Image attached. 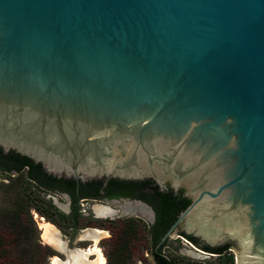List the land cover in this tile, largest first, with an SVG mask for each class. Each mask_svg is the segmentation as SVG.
Instances as JSON below:
<instances>
[{"label":"water","instance_id":"1","mask_svg":"<svg viewBox=\"0 0 264 264\" xmlns=\"http://www.w3.org/2000/svg\"><path fill=\"white\" fill-rule=\"evenodd\" d=\"M0 148L182 189L158 247L264 264V0H0Z\"/></svg>","mask_w":264,"mask_h":264},{"label":"trees","instance_id":"2","mask_svg":"<svg viewBox=\"0 0 264 264\" xmlns=\"http://www.w3.org/2000/svg\"><path fill=\"white\" fill-rule=\"evenodd\" d=\"M0 171L8 172L9 175L16 172L20 178H24L30 184H34V192L24 191L8 205L0 203V264H48L53 256L51 248L44 246L38 239L37 224L34 220L33 211L46 217L59 226L67 225L71 219L62 213L52 200L48 199L50 191L68 190L75 188V181L58 178L44 172L40 164H35L29 158L15 152L5 154L0 148ZM132 184L135 182H126ZM12 184H0V194L8 193ZM88 189L97 188L95 182L85 185ZM42 191L46 195H42ZM189 201L180 204L175 198L166 199L159 203L157 210V223L153 235L148 226L136 219H127L121 224H116L115 234L109 240V264H132V259L143 255L144 248H149V240L154 241L156 246L162 236L176 221L180 212L185 210ZM149 235H152L150 237ZM187 239L196 241L187 236ZM231 246L217 249H208L212 254L222 255L221 264H235L233 254H228ZM224 254V255H223ZM157 264H194L190 260L177 263L157 257Z\"/></svg>","mask_w":264,"mask_h":264},{"label":"flooded vegetation","instance_id":"3","mask_svg":"<svg viewBox=\"0 0 264 264\" xmlns=\"http://www.w3.org/2000/svg\"><path fill=\"white\" fill-rule=\"evenodd\" d=\"M5 173L9 174L8 172ZM13 174L17 173L13 172ZM89 182H95L97 184V188L88 189L87 187H85V185ZM126 182L135 183L127 184ZM54 196H59L62 200L67 201V205L60 207L56 205V207L71 219L70 223L62 227V233L58 231L59 235L61 236L64 248L66 249V251H62L59 249V254L61 256H65L66 253L69 254V252L78 250L86 253L89 259L97 258V254L93 253L95 251V245L102 246V248L99 250L100 252L102 251L103 255H106V253L109 252L108 242L113 238L115 234L116 224H121L127 219H136L140 223L147 225L148 229L153 235L155 224L157 223L158 218L156 207L164 200V198L171 199V197H173L177 201H180L181 205L184 204V201L190 202V197L187 195L186 191L182 189L175 190V188L167 183L162 187L154 179L123 180L118 178H105L101 180L83 181L80 183L79 188L76 182L75 188L71 189L70 191H50L48 194V199L52 200L53 203L55 199ZM83 202H86L87 206L83 205ZM96 207L110 210L111 215L99 216L96 212ZM182 212H180L179 215ZM179 215L177 216L176 220L178 219ZM41 221L45 222L44 220ZM86 231H101L105 233V235L98 243H95L94 240L83 238V234ZM79 234H82L83 239H78ZM180 234L181 235L177 238L180 241L182 239L187 244H189V246L192 248L191 251H194V253L197 254L195 256L199 257L200 254H203L200 250L209 253L210 251L208 249L223 248L226 246H231L227 253L233 254L234 247L231 244L212 248L200 239L191 241L186 238L187 235H185V233ZM152 235L149 236L152 237ZM76 240L78 241V244H85V242L87 241L91 243L83 245L82 247L80 246L82 249L75 248L74 250H72L73 244ZM161 240L156 246L154 245V241L152 239L149 240V248H144V251L146 252L145 257L149 258L151 256L154 263L157 264V257L166 259L165 256H168L170 258V262L172 263L173 258L166 253V249L169 248L172 239H168L165 243L158 247ZM209 254H211L210 257L213 258H219L220 256H222L212 253ZM140 257H144V255Z\"/></svg>","mask_w":264,"mask_h":264},{"label":"rangeland","instance_id":"4","mask_svg":"<svg viewBox=\"0 0 264 264\" xmlns=\"http://www.w3.org/2000/svg\"><path fill=\"white\" fill-rule=\"evenodd\" d=\"M0 184H4V185L12 184L11 185L12 187L8 190V193H4L2 195L0 194V203L3 202L6 205H8V202L14 200L19 194L24 193V191L34 192V190L36 189L34 184H30L23 177L19 179L18 174L9 175V174L2 172V171H0ZM42 195H46V193L42 191ZM54 197H55V199L59 205H61V206L67 205L66 200H62L59 196L58 197L54 196ZM82 204L87 206L86 202H83ZM32 214H33L34 220L37 224L39 241L44 246H48L49 248H51V250L53 252V256L49 259L48 264H53L55 258H58L62 263L63 262L66 263L69 260L68 253H66L65 256L64 255L61 256L59 254V251H60L59 249H57V248L53 247L52 245L46 243L45 240L43 239V231L41 229V223H42L41 220H44L45 222H48V223L52 224L53 226H55V228L58 231H60V233H62V231H63L62 226H59L58 224L54 223L51 220H47L46 217L42 216L41 214L37 213L36 211H33ZM78 239H83L82 234L78 235ZM90 243L91 242L87 241V242H85V244L84 243L78 244V241L76 240L73 244L72 250H74L75 248L80 249L83 245L90 244ZM101 248H102L101 245H98V246L95 245L94 246V250L96 249L97 251H100L99 249H101ZM191 250H192V248L184 240L181 239V241H180L177 237H174L171 240V244H170L169 248L166 249V253L169 254L173 259H175V262H177V263L183 262V261H185V259L190 260L194 264H221L222 263L221 259H219V258L205 257L203 255H200L199 257L195 256L191 253L192 252ZM108 253L109 252H107L106 255H104L106 258L107 264H109L108 257L110 255V253H109V255H108ZM145 253L146 252L144 251V253H143L144 257H138L136 259H132V261H131L132 264H155L151 256L149 258L145 257ZM233 254L235 257V264H237L236 259L240 255V250L238 248H233ZM92 260H95V258H91V261Z\"/></svg>","mask_w":264,"mask_h":264},{"label":"bare ground","instance_id":"5","mask_svg":"<svg viewBox=\"0 0 264 264\" xmlns=\"http://www.w3.org/2000/svg\"><path fill=\"white\" fill-rule=\"evenodd\" d=\"M96 212L99 216H110L111 211L107 209H103L100 207H96ZM41 229L43 231V239L46 243L52 245L53 247L60 249L62 251H66L64 248L61 236L59 235L58 230L50 223L42 222L41 223ZM105 233L101 231H86L83 234L84 239H90L94 240L95 243H98L101 238H103ZM93 252V251H92ZM97 254V258L95 260H92L88 258V255L86 253H83V251H72L69 252V260L65 262H61L58 258L54 259L53 264H107L106 258L103 255L102 251H95L93 252ZM193 255H197L193 252H191ZM91 255V254H90ZM202 255V254H200Z\"/></svg>","mask_w":264,"mask_h":264}]
</instances>
